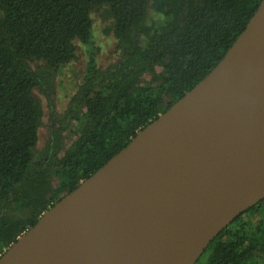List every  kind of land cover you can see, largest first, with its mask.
Returning a JSON list of instances; mask_svg holds the SVG:
<instances>
[{"label":"trees","instance_id":"1","mask_svg":"<svg viewBox=\"0 0 264 264\" xmlns=\"http://www.w3.org/2000/svg\"><path fill=\"white\" fill-rule=\"evenodd\" d=\"M260 1L0 0V255L214 68ZM96 12L115 41L106 64L91 39ZM77 42L85 66L59 110L54 80ZM195 264H264V198Z\"/></svg>","mask_w":264,"mask_h":264},{"label":"water","instance_id":"2","mask_svg":"<svg viewBox=\"0 0 264 264\" xmlns=\"http://www.w3.org/2000/svg\"><path fill=\"white\" fill-rule=\"evenodd\" d=\"M264 198V0L226 55L55 202L0 264H195Z\"/></svg>","mask_w":264,"mask_h":264},{"label":"rangeland","instance_id":"3","mask_svg":"<svg viewBox=\"0 0 264 264\" xmlns=\"http://www.w3.org/2000/svg\"><path fill=\"white\" fill-rule=\"evenodd\" d=\"M93 36L92 42L94 46L98 47V62L100 64H106L107 60L113 58L112 51L115 48V41L111 35H107L103 32L106 25L102 16L96 12L93 13ZM77 53L78 57L75 61L68 64L63 68L55 77L54 87H53V97L56 107L61 110L65 106L69 94L73 91L78 78L81 77L80 71L84 69L87 52L86 46L77 42ZM38 95V98L42 101L44 107V122H46V114L48 109L46 107V101L42 95ZM46 135L45 127H42L39 131V146L42 145V142Z\"/></svg>","mask_w":264,"mask_h":264},{"label":"bare ground","instance_id":"4","mask_svg":"<svg viewBox=\"0 0 264 264\" xmlns=\"http://www.w3.org/2000/svg\"><path fill=\"white\" fill-rule=\"evenodd\" d=\"M101 260H98L97 262H91V263H86V264H111L108 263V259L104 256L100 257Z\"/></svg>","mask_w":264,"mask_h":264}]
</instances>
